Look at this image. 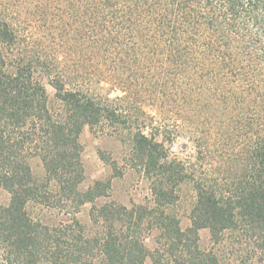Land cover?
Wrapping results in <instances>:
<instances>
[{"label": "trees", "instance_id": "trees-1", "mask_svg": "<svg viewBox=\"0 0 264 264\" xmlns=\"http://www.w3.org/2000/svg\"><path fill=\"white\" fill-rule=\"evenodd\" d=\"M29 22L83 41L81 74L70 47L57 44L60 58L24 48ZM89 78L124 94L73 82ZM147 101L196 138H229L216 155L198 141L202 163L216 162L195 169L170 158L161 127L147 130L154 117L133 114ZM105 123L127 129L151 199L98 204L101 182L80 188V134ZM184 183L196 192L187 227L176 210ZM0 188L10 194L0 204V264H264V0H0ZM86 202L90 225L78 216Z\"/></svg>", "mask_w": 264, "mask_h": 264}, {"label": "rangeland", "instance_id": "rangeland-1", "mask_svg": "<svg viewBox=\"0 0 264 264\" xmlns=\"http://www.w3.org/2000/svg\"><path fill=\"white\" fill-rule=\"evenodd\" d=\"M20 28L24 48H33L34 46L36 49H39L40 47H44L47 52L55 55V49L58 48L57 44L62 46L63 49L70 47L71 69L73 71L76 68H80L79 71L75 72L81 74L80 72L83 71H80L81 67H79L83 64L81 61L82 59H88L90 56L89 48L83 41L71 40L69 44L68 42L64 43L59 37L55 39V35L52 33L53 29L40 28L35 23L29 22L23 24ZM55 56L60 58L61 54H56ZM90 78L86 79V82L77 79H74L73 82L77 86L89 88L91 92L110 99H116L124 94L119 88H111V84L107 81L102 80L97 82L95 79L91 81ZM45 81L48 92L53 97L55 89L47 79ZM159 108H161L160 105H152L147 101L142 105V113L136 110L133 114L154 117L153 120H149L150 125L147 130L156 131L153 128L161 127V136L157 139L164 141L170 158L182 161L195 169H200L204 163L207 166L209 163L214 164L216 162L215 159H212V155L218 153L217 150L220 149L218 143L226 142L230 140L229 138H196L198 133L190 124L174 115H167V118L164 119ZM127 135V129L120 127L118 130L109 123L95 127L87 125L80 134V141L83 145L82 160L84 165V179L80 184V188L87 190L90 186L95 185L96 182H101L99 189L103 190L106 195L96 198L98 204L114 200L131 206L134 202H144L152 198L150 189L151 179L146 176L140 167L135 166L138 160L133 156L131 148L132 138H128ZM202 140L208 141L213 151L212 155L210 154L211 156L203 163L199 159V147L197 145L198 141ZM30 162L34 175L42 179L45 175L42 161L38 157H35ZM178 194L180 200L178 201L176 210L181 217L182 226L187 227L190 224L187 211L195 200L196 192L191 184L184 183L179 187ZM9 199L10 194L3 188H0V204H7ZM92 205V202H86L82 205L81 211L78 214L80 220L86 225H90V210ZM63 217L65 216L62 214L55 215L51 220L57 221ZM200 236L201 246L209 247L211 244L209 229H201ZM147 245L150 249H155L156 242L154 236H150L147 239ZM147 263L152 264V259H148Z\"/></svg>", "mask_w": 264, "mask_h": 264}]
</instances>
